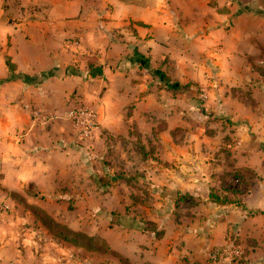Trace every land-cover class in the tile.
Here are the masks:
<instances>
[{
    "label": "crops",
    "instance_id": "crops-1",
    "mask_svg": "<svg viewBox=\"0 0 264 264\" xmlns=\"http://www.w3.org/2000/svg\"><path fill=\"white\" fill-rule=\"evenodd\" d=\"M5 1L0 0V203L28 186L52 195L88 189L93 174L107 173L98 156L108 153V137H127L136 125L162 148L155 156L163 168L149 169L152 183L221 210L220 219L205 221L209 237L187 233L182 249L171 251L161 239L144 250L145 263L185 264V257L200 264L207 254L202 258L201 248L226 245L224 235L233 231L246 249L257 246L250 248L253 264H264V80L248 60L264 50V0H216L226 12L211 0H17L19 9L35 10L24 21L16 14L3 19ZM238 5L248 10L236 12ZM134 50L145 56L147 67L138 64ZM166 58L178 82L195 84L188 93L166 90L150 73ZM88 59L101 66L100 76L65 75L69 67L86 74ZM54 69L55 76L41 78ZM21 75L40 80L28 84ZM234 88H247L256 104ZM80 101L97 112L92 139L81 140L66 115ZM159 124L166 127L155 136ZM226 137L234 141L236 167L260 177L242 200L245 210L209 200L216 175L227 170L220 152ZM68 257L63 261L71 264Z\"/></svg>",
    "mask_w": 264,
    "mask_h": 264
},
{
    "label": "rangeland",
    "instance_id": "rangeland-1",
    "mask_svg": "<svg viewBox=\"0 0 264 264\" xmlns=\"http://www.w3.org/2000/svg\"><path fill=\"white\" fill-rule=\"evenodd\" d=\"M210 4L220 12L228 11L225 5L219 6L216 0H211ZM15 6L18 8L17 0ZM249 7L254 8L253 5ZM241 8L238 5L235 11ZM32 10L27 14L17 12V19L24 21L33 17ZM261 62V66H264V58ZM85 69L89 70V63ZM240 90L248 91L247 88ZM78 106H90L95 110L91 103L80 101L73 107ZM131 107L127 110L129 117L133 111L129 110ZM131 127L133 129L127 137H108V153L102 155V159L99 158L101 153L98 156L100 165L107 168V173L100 177L93 174L89 178L88 189H63L52 195L38 193L34 187L28 186L25 193L7 194L6 200L10 204L0 203V264H66V260H63L67 255L71 264H133L129 259L147 264L144 250L161 244V239L165 249L169 247L171 251L172 248L182 249L186 239L181 240L187 233L193 232L195 239L209 237V226L204 229L205 221L213 223L220 219L221 210L202 203L192 208L176 209L173 199L177 192L168 193L149 179L152 166L163 168V164L156 162L158 157L155 156L156 148L162 149L161 146L144 138L137 126ZM96 150L98 153L103 151ZM246 176L253 178L250 173ZM125 224L130 227L123 226ZM68 230L105 241L109 248L130 262L122 263L113 252H106L102 244L97 245L99 252L73 246L59 234L60 231L67 234ZM140 231L149 236V240L140 235ZM165 232L170 235L163 236V239ZM224 237V246L201 248L199 252L202 258L203 254H207L200 264H214L208 259L210 251L234 245L235 237L238 238L233 231L227 232ZM234 246L248 252L244 263L227 256L218 264H253L255 260L249 258L250 248L256 245L250 243L247 249L242 243ZM159 254L157 252L155 255ZM45 255L48 258H44ZM182 261L190 264L188 258L184 257Z\"/></svg>",
    "mask_w": 264,
    "mask_h": 264
},
{
    "label": "trees",
    "instance_id": "trees-1",
    "mask_svg": "<svg viewBox=\"0 0 264 264\" xmlns=\"http://www.w3.org/2000/svg\"><path fill=\"white\" fill-rule=\"evenodd\" d=\"M16 0H6L5 1V15L4 18L5 21L10 19L12 15H18L17 12H22V13H29L31 12V9L33 8H28V9H18L16 6ZM248 10L246 8L242 9ZM25 11V12H24ZM33 12L35 11L34 9L32 10ZM134 55L136 57V61H138V64H142V67L146 66L145 63V56L142 54H139L137 50H134ZM264 58V50H261V55L259 57H249L248 60L252 63L253 70L259 75L261 79L264 80V66H261L259 64H256L258 59H263ZM89 63V71L86 74L80 73L78 70L74 68H67L65 70V75H80V76H85V77H95V76H100L102 74V68L101 66H98L97 63L94 62V60L90 59L88 61ZM122 61H120L116 69H121L122 68ZM6 65L10 71L11 74H13L12 77H16L14 75V72L16 71V66L11 62L9 58L6 59ZM167 66V70H163V66ZM112 67V66H111ZM147 67V66H146ZM57 69H54L53 72L48 71L44 72L41 74V78L47 79L50 77H53L56 75ZM150 73L155 76L162 84L163 87H165L166 90L171 91L173 93H188L191 89L193 84L192 82H189L187 84H181L174 78V68L172 65V62L166 58L163 60L160 64V66L157 69H151L149 70ZM19 78H21L25 83L28 84H37L40 79L37 77H30V76H25L21 75ZM233 91L235 93L243 94L241 96V99H246L247 101H250L253 105L256 104L255 100L253 99L251 92H243L240 90V88H234ZM133 107H131L129 110L131 111ZM130 115V114H129ZM136 126V125H135ZM166 125L165 124H159L154 130L153 134L156 136L158 133L161 131L165 130ZM225 141L227 143V147H222L221 148V153L225 157V161L227 164V170L222 172L221 174L216 175V186L212 187L209 192V200L213 204L217 206H236L239 207L243 210H245L242 200L249 195L255 184L260 180V177L258 173L250 168H239L236 167L235 159L232 158L231 156V147L234 144V141L231 140V138L226 137ZM253 175V178H248L246 175L248 174ZM174 206L176 209L180 208H188V207H196L199 205V200L195 198L194 196L190 194H182V193H177L175 195V198L173 199ZM257 212H254L253 215H255ZM125 227H130L129 225L127 226L126 224L123 225ZM141 230V229H140ZM147 231V229H145ZM145 230H142L143 232H146ZM59 233L62 237V239L73 246L80 247V248H85L87 250H92L95 252H99L100 248L97 247V245H103L105 247L104 250L106 252H113L118 258L119 261L129 263L130 261L127 260V258L123 257L120 253H117L113 251L111 248L107 246L105 241L101 239H95L93 237L87 236L86 234L80 233V232H75L68 230L67 234H64L62 231ZM164 236V233L162 234V237ZM158 238V235L156 236ZM160 237V235H159ZM250 243V242H249ZM241 241L235 237L234 245H240ZM248 255V252L243 250L242 254V259L239 260L240 263H244V259ZM131 264V263H130Z\"/></svg>",
    "mask_w": 264,
    "mask_h": 264
},
{
    "label": "built area",
    "instance_id": "built-area-1",
    "mask_svg": "<svg viewBox=\"0 0 264 264\" xmlns=\"http://www.w3.org/2000/svg\"><path fill=\"white\" fill-rule=\"evenodd\" d=\"M33 112L37 115L36 110ZM69 118L77 131V135L81 140L92 139L98 126V117L96 111L90 106L72 107L67 111ZM243 251L239 246H225L215 248L208 254L211 263L218 264L227 256L236 260L242 259Z\"/></svg>",
    "mask_w": 264,
    "mask_h": 264
}]
</instances>
